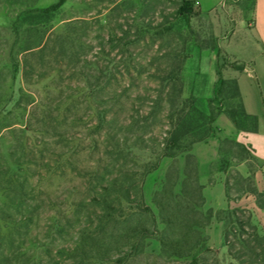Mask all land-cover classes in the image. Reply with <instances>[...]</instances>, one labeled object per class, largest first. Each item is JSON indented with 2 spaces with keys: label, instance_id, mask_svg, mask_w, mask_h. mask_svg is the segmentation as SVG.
<instances>
[{
  "label": "rangeland",
  "instance_id": "374dc122",
  "mask_svg": "<svg viewBox=\"0 0 264 264\" xmlns=\"http://www.w3.org/2000/svg\"><path fill=\"white\" fill-rule=\"evenodd\" d=\"M56 1L0 0V107L5 105L7 118L0 126V171L10 168L18 174L19 185L25 186L18 190L22 199L18 211H9L18 213L20 228L14 246L8 237L3 241V264H192L191 259L164 253L162 247V243L171 245L170 253L177 245L197 243L196 231L187 228L191 225H200L211 249L199 255L198 264H264L256 243L251 245L256 254L240 245L235 237H240L239 225L231 216L237 210L242 221L251 219L264 238V209L247 193L246 181L250 179L263 193L259 200L264 203V163L251 157L247 161L250 176H243L240 149L223 146L230 157L221 158L211 178L215 183V173L220 171L228 183L229 207L214 210L224 219L219 222L209 220L210 210L205 200L200 204L194 181L186 183L183 195L186 179L180 172L187 154L160 158L172 129L169 115L175 111L168 101L172 82L162 78L183 68L178 112L184 109L181 102L191 96L200 101L214 98L217 68L223 78H233L246 66L241 54L254 47L252 20L243 19L251 15L254 0H201L202 8L193 1L185 5L184 16L179 14L183 0H68L40 36L49 46L54 39L67 38V56L76 57L60 62L40 61L30 54L18 56L21 67L12 97L3 104L11 84L9 63L3 55L11 39L12 19L28 8ZM215 5L217 9H210ZM24 65L48 78L27 89ZM23 90L26 95L21 101ZM74 94L77 97L70 100ZM39 102L52 110L65 103L59 115L64 123L48 128L35 141L45 139L43 143L49 144V173L24 164L38 160L37 155L27 157L26 150L35 143L29 124L42 127L44 113L37 107ZM104 115L107 123L97 130ZM59 135L65 144L57 142ZM158 158V170L143 177L145 166ZM14 163L24 172L18 173L20 168ZM175 183L178 186L173 191ZM111 188L127 191L130 200L121 206L111 203L116 197L107 191ZM248 198L253 199L252 208ZM104 199L114 208L106 207ZM189 202L202 207L191 213ZM0 203L5 201L0 198ZM226 231L237 262L225 246ZM247 231L252 233L248 226ZM244 238L252 241L248 235ZM17 246L20 252L14 257Z\"/></svg>",
  "mask_w": 264,
  "mask_h": 264
},
{
  "label": "trees",
  "instance_id": "16d2710c",
  "mask_svg": "<svg viewBox=\"0 0 264 264\" xmlns=\"http://www.w3.org/2000/svg\"><path fill=\"white\" fill-rule=\"evenodd\" d=\"M68 0H57L54 4L44 7H33L28 8L22 12L16 17L12 19V23L10 25V31L11 37L10 41L8 42V47L6 50V53L3 56H6V60L9 63L8 67L10 68L11 73V84H9V91L5 95L6 99L4 100L3 104H7L10 102L12 97V88L14 86V82L16 81L17 74L20 70V62L18 61V56L24 55V54H30L29 56H38V59L40 61H43L45 58H50L54 60H60V62L67 61L71 62L76 55L73 54L74 58L67 56V51L65 48V44L67 43V38L61 39L60 37L56 40L50 41V43H53V46H49L46 44V41L43 36H40L42 30L44 27L48 25V23L51 21V19L54 17L55 14L61 10V8L67 3ZM189 3H193L191 0H183L182 5L179 9V14L181 16L185 15L184 7L185 5ZM26 26V27H25ZM25 27V29H24ZM69 25H67L65 28L69 30ZM167 30H171L170 27L167 28ZM22 31L25 32H33V34H25L22 33ZM70 40V39H69ZM68 40V41H69ZM70 40V44H71ZM56 48H59L58 52H56ZM2 55V54H1ZM27 60V59H26ZM32 68V70H31ZM23 69V77H24V83L26 88H33L38 86L40 83H42L46 78H48V74L46 73H36L33 71V67L24 65ZM239 72H242L244 68L238 69ZM183 71V68L181 66L171 70L165 77L162 79L164 81L172 82L169 94V104L170 107L172 106V109H174V113L169 115V118L171 120L172 129L169 132V137L166 139L162 149H161V157L160 158H178L182 154H187L186 159V172H185V181L183 182V195L186 191L185 185L189 181H194V183L197 185L199 191H200V201L203 205V202L205 200L203 195V186L199 182L198 177V165L197 161L194 158V156L191 154L194 146L198 143H202L207 141L211 136L215 134V123L217 119L225 115L233 124L234 126L242 132L246 133H257L258 127H259V119L257 116L249 115L244 107L243 97L240 92V88L238 85V81L235 78L225 79L222 77L221 71L219 70V67L217 68V77L218 81L215 84L214 87V98L206 99L205 101H200L199 98L195 96H191L189 99L182 101L181 105L184 106V109L181 111H177L178 107L176 102L177 100H181V95L183 92V85L181 82V73ZM36 74V75H35ZM76 74V73H75ZM158 80L161 77H155ZM26 92L23 90L20 93V99L21 101L25 100ZM77 97L76 94L71 95L69 98L70 100H74V98ZM87 99H91L90 95H87ZM226 102H229L226 104ZM37 103V102H33ZM2 105V101L0 103ZM38 108L43 110V117L40 120L39 125H42L41 128H35L33 124H29L28 131L32 134H34V142L36 139H38L40 136H44V134H47V129L56 128V125H61L64 123V121L60 120V113L63 109V106H65V103H60L55 110H52L51 107L41 104L40 102L37 104ZM5 105L0 107V126L2 122H4L7 118H5L4 113L6 112ZM177 107V108H176ZM18 109H22V107H18ZM64 111V110H62ZM187 111V112H186ZM104 114V113H103ZM102 117V116H101ZM33 119V117H32ZM35 119V117H34ZM107 123L106 115H104L99 122V125L97 126V130H101L103 127V124ZM6 128H10V126H6ZM110 137H108L109 139ZM58 143H64L65 139L62 135H59L57 137ZM45 139L41 141V143L35 142L33 147H28L27 151V157H31L32 155H37L38 160H27V162H24L25 165L30 164L32 166H35L38 169L43 170L46 173H49L52 169L51 166V160L49 159V155L51 154L48 146L49 144L43 143ZM225 144H230L233 147H237L240 149L241 154H238V157L241 158L242 161H248L251 159V157L254 158L252 151L244 144H241L239 142H236L234 140H226L222 143L221 146V154L222 158L225 160L230 157V152H225L223 149V146ZM33 148V149H32ZM37 153V154H35ZM252 155V156H251ZM57 163V161L55 162ZM16 166H18L20 169H18V173H23V168L19 163H14ZM160 166V159L158 158L154 163H148L145 166V172L143 173V177L145 175H149L152 172H155L158 170ZM221 171H225L223 168ZM36 174V173H35ZM39 177H43L42 174L39 172L37 173ZM18 174H13L10 168L0 171V198L5 201L4 205H1L0 203V264H3L5 261V254L3 252V241L8 237L10 243L12 246L15 244V233L20 228V221L17 218L16 215H11L9 213L10 210H14V212L18 211V208L22 202V199L20 197V194L18 193L20 190L25 188L24 185H19ZM244 180V179H243ZM249 183V188L247 189V193L250 195H253L256 198L257 206L259 208L264 209V203H262L259 199L262 198L263 193H260V191L253 186L252 182H250V179L246 180ZM178 186V183H175L173 186V191ZM228 183L226 185L227 189ZM17 187V188H16ZM110 189V188H109ZM107 189V191H111L112 193H115V199L114 202L119 206L122 205L124 201L130 200V194L121 189L120 191H117L119 189L111 188V190ZM19 190V191H18ZM125 191V192H124ZM227 191V190H226ZM124 192V193H123ZM111 193V194H112ZM142 197V195L139 193V197ZM140 197V198H141ZM142 200V198H141ZM191 205L189 207L190 212H195L199 209H201L202 205H196L194 203L189 202ZM104 204H106V207L108 208H114V205L108 203L106 199H104ZM3 207V208H2ZM238 211H233L231 213V216H235L237 219V223L239 225L240 229V237L239 243L242 245L243 248H246L247 250H250L251 252H254L256 254V250L254 247H252V242L256 243L262 253L264 254V238H262L258 232L256 227L252 226L249 219L248 221H242L237 217ZM208 218L210 219H217L219 222H224V219H222L221 216H219L218 213H215L214 210H210L208 213ZM247 226L250 227L252 230V233H248ZM187 228L196 231L197 236V243H195L192 246L182 247L178 246L174 248L169 253V250L172 248L171 245H167L165 243H162L163 252L170 254L172 257H176L178 259H191L193 261L192 264H198L199 263V255L206 251H211L210 247L208 246V239L204 237V234L201 231L200 225H191L187 226ZM4 230H8V233L6 235L3 234ZM248 235L252 237V241L249 239H245L244 236ZM230 236L229 233L226 231L224 232V241L225 246L228 248L229 255L232 257L233 260L236 262L239 261L238 257L233 252V244L230 242ZM20 246L16 247L15 253L13 254L14 257H17V255L20 252ZM234 264V263H231ZM236 264H242L240 262Z\"/></svg>",
  "mask_w": 264,
  "mask_h": 264
},
{
  "label": "crops",
  "instance_id": "0c3cea01",
  "mask_svg": "<svg viewBox=\"0 0 264 264\" xmlns=\"http://www.w3.org/2000/svg\"><path fill=\"white\" fill-rule=\"evenodd\" d=\"M191 1L197 2L200 8L203 7L201 0ZM220 3L218 4L221 5ZM215 7L216 5L210 9H217ZM243 19L244 21L252 20L251 35L254 38V47L241 54L240 58L246 66L233 78L238 81L246 112L258 117L259 127L257 133L242 132L225 115H222L215 123V134L207 141L194 146L191 154L197 161L199 182L203 186L205 206L209 210H224L229 207L225 174L217 171L216 181L211 183L213 168L222 158L221 146L224 141L234 140L246 145L252 151L254 159L264 163V0H254L251 15L243 16ZM215 82L216 79L213 83ZM242 166L245 169L240 170L241 174L250 176L247 161L243 162ZM185 172L186 163L181 165L180 173L183 177H185ZM252 200L248 198L251 208L253 207Z\"/></svg>",
  "mask_w": 264,
  "mask_h": 264
}]
</instances>
